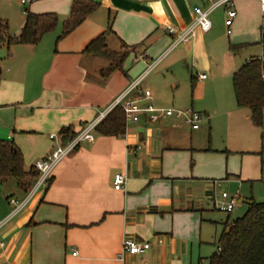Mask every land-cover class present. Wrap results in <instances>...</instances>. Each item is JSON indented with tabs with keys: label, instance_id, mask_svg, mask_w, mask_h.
I'll list each match as a JSON object with an SVG mask.
<instances>
[{
	"label": "crops",
	"instance_id": "crops-1",
	"mask_svg": "<svg viewBox=\"0 0 264 264\" xmlns=\"http://www.w3.org/2000/svg\"><path fill=\"white\" fill-rule=\"evenodd\" d=\"M91 1L100 8L58 40L72 0H36L27 6L0 0V22L10 38L19 35L27 13L57 18L55 29L36 46L3 45L6 59L0 56V141L19 150L25 172L61 145V129L71 127L78 134L149 66L154 67L139 89L148 90L151 99L140 100V107L196 108L203 119L193 130L173 116L150 122L143 115L125 125L122 137L93 132V142H82L53 170L48 189L27 202L28 193L15 180L0 183V264H208L218 246L215 226L223 230L231 215L217 221L218 191L228 198L237 195L238 204L239 184L263 178L254 145L228 141V133L238 137L256 130L248 111L236 105L219 115L215 99L218 80L232 79L252 59L264 62L257 55L234 60L239 51L264 42L260 1L233 0L230 35L224 26L226 7L217 5L210 16L216 11L220 16L213 18L210 31L196 28L191 41L176 47L165 26L184 29L193 22L194 8L206 10L220 0ZM109 23L108 49L120 52L123 45L128 55L121 71L104 78L107 64L82 52ZM201 47L209 77L185 66ZM194 100L202 104L195 106ZM222 128V141L215 146L212 136ZM261 154L264 163V149ZM116 174L127 179L122 192L113 190ZM10 200L26 203L17 211ZM124 240L150 247L142 256L125 254L120 260Z\"/></svg>",
	"mask_w": 264,
	"mask_h": 264
},
{
	"label": "trees",
	"instance_id": "trees-1",
	"mask_svg": "<svg viewBox=\"0 0 264 264\" xmlns=\"http://www.w3.org/2000/svg\"><path fill=\"white\" fill-rule=\"evenodd\" d=\"M100 8V4L91 0H72L69 15L63 23L61 40L80 27L86 19ZM57 25L53 14L33 15L27 13L24 24L15 38H10L6 27L0 22V45L36 46L41 38L52 32ZM111 34L110 23L107 31L83 50L93 60H101L107 68L101 72L107 78L116 71L122 70L123 62L128 55V48L121 47L120 52H112L107 47V35ZM264 62L252 59L232 76V90L236 105L249 113L253 127L263 129L264 119ZM194 82H191V92ZM125 118L121 109L111 110L94 128L97 135L104 137H122L125 134ZM76 134L71 127L59 132L61 145H66ZM261 148H264V136L261 137ZM38 178V172L24 170L23 157L19 150L7 141H0V183L15 180L24 193H28ZM229 215V214H227ZM217 251L208 264H264V202L257 203L252 198L242 217L226 221L218 238Z\"/></svg>",
	"mask_w": 264,
	"mask_h": 264
},
{
	"label": "built area",
	"instance_id": "built-area-1",
	"mask_svg": "<svg viewBox=\"0 0 264 264\" xmlns=\"http://www.w3.org/2000/svg\"><path fill=\"white\" fill-rule=\"evenodd\" d=\"M36 0H20L22 6H27ZM264 12V0H259ZM233 0H220L218 4H213L209 9L202 10L201 8L193 9V22L188 27L184 29L176 28L173 26H165V31L168 35L174 37V43L172 47H176L180 44L187 43L191 41L194 36V31L198 28L200 31L207 33L211 29V21L209 19L211 11L217 5H224L226 7L224 26L226 28V34L230 35V27L232 21L236 16V13L232 5ZM3 44L0 45V50ZM1 60V58H0ZM154 66H149L146 72L137 80L133 81L129 88L121 94L118 98L114 100L111 106L98 114L96 120L83 128L78 134L71 138L68 143L64 146L57 145V147L44 158L36 161L34 163V169L38 172V178L30 191L27 194L26 202L31 199L38 192H45L51 182V175L53 170L66 158H68L73 152L79 147L82 142H93L94 128L97 124L113 109L119 108L122 110L125 118V124L137 123L141 116H147L150 122H155L160 118H166L168 116H173L176 119H181L184 124L190 126L193 130L199 128V124L203 119L202 115L192 109H187L185 111H175L172 109H155L151 105L146 107H140V100H150L151 93L148 90L142 91L139 89L140 82L147 76V74L153 69ZM201 80L205 79V76L199 77ZM264 82V74H263ZM130 95H133V99H128ZM54 138V136H50ZM126 177L122 174H116L112 178V187L116 192H122L126 184ZM238 201L237 195L233 197H227L223 192L217 193L214 200V207L219 212L225 214H232L235 211L236 204ZM25 202V203H26ZM10 203L15 206L16 210H20L25 203L18 204L14 200H10ZM3 243L0 240V247ZM149 244L147 243H136L132 240H124L121 244V253L119 254V259L122 260L125 254L130 256H142L148 249Z\"/></svg>",
	"mask_w": 264,
	"mask_h": 264
},
{
	"label": "rangeland",
	"instance_id": "rangeland-1",
	"mask_svg": "<svg viewBox=\"0 0 264 264\" xmlns=\"http://www.w3.org/2000/svg\"><path fill=\"white\" fill-rule=\"evenodd\" d=\"M219 16H220V12L216 11L213 14H211L209 19H210V21H212L213 18L216 17V19H218ZM263 22H264V20H263ZM260 31H261V34L263 35L264 34V24H263ZM203 52H204V48L201 47V52H197L196 55L194 56L192 62H188L187 65H185V66H193L194 69H197L196 71H199L200 73L203 71L202 73H205L206 76L209 77L210 74L203 70L205 68V66H207L209 64L208 56L206 57L205 55H203ZM6 54H7L6 53V46H3L0 50V56L2 58L6 59ZM215 55H216V53H215ZM256 55L258 57H261V58L264 57V42L259 44V45L254 46V47H249V49L239 51L238 53H236L234 60L236 62H240L243 59H245V57H246V59H248V58L256 56ZM191 63H192V65H191ZM194 74H195V72H194ZM150 79H151V76L150 77L148 76L145 79V83H149ZM188 79L189 78H187V80ZM216 87H217L216 89L218 91V93H217L218 97H215V99L217 100L216 106H218L217 111H218L219 115L225 116L226 115L225 111L228 109L229 106H232L233 108L236 106L234 94L232 91V79L227 78L226 80H224L222 82L218 80L216 82ZM186 88H187V94L190 98V88H188V87H186ZM210 88L211 87H208V89H210ZM196 98H197V95H196ZM193 103L195 106L202 104V102L198 101V100H196V101L194 100ZM207 103H209V96H208ZM193 110L196 111L197 109L195 108ZM224 116H222V117H224ZM217 120H221V116ZM225 121H226V117L222 118L223 125H225ZM218 130H220V129H218ZM224 133H225L224 128H222V130H220L218 132H214L212 137H214L216 135L215 140H214L215 146L217 143L218 144L221 143V141H222L221 137H222V135H224ZM263 136H264V119H263V129L256 128L255 131H252V134L241 135L238 137L235 136L234 133H232V134L228 133V141L231 144V146L239 145L240 142H242L244 140H248L249 142H251L252 146L254 145V147L256 148V153H257L256 156H257V158H259V167H261L264 170V163L260 159V157L263 155L261 153L264 149V148L260 149L261 137H263ZM232 156H234V155H232ZM239 163H240V161H238L237 166L239 165ZM262 177H263L262 179L259 178L257 181H249V182H244V183L239 184V186L241 187L240 192H239L241 199L237 204L239 209L237 211H234L229 216L230 220H234V219L242 217V215L246 211L247 203L251 198L257 203H263L264 202V172H263ZM237 189H238V185L235 187V189H233L232 193H236ZM216 217H217V221L222 222V221H225L227 214L222 213V212H218V213H216ZM215 227H216V230L218 232L217 233V237H218V236H220L219 234L221 233L222 228L220 225H217ZM213 250L216 251V246H213Z\"/></svg>",
	"mask_w": 264,
	"mask_h": 264
}]
</instances>
